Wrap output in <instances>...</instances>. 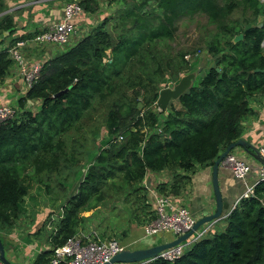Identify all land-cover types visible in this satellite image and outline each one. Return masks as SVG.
I'll return each mask as SVG.
<instances>
[{"label":"trees","instance_id":"trees-1","mask_svg":"<svg viewBox=\"0 0 264 264\" xmlns=\"http://www.w3.org/2000/svg\"><path fill=\"white\" fill-rule=\"evenodd\" d=\"M78 2L86 14H96L102 3L115 6V11L125 5L124 0ZM5 3L0 0V34L16 28L13 16L5 13ZM240 4L252 12V20L231 19ZM121 7L106 16L97 14L98 24L73 48L44 61L39 78L18 102L19 118L0 122V230H4L19 220L18 204L35 186L47 195H59L53 191V178L67 181L69 169L75 176L82 159L76 146L67 150L66 136L96 101L113 100L105 122L107 146L94 151L93 164L76 192L38 232L49 225L50 249L40 252L33 264H51L53 249L81 234L88 220L82 214L105 201L107 186L116 193L133 184L137 190L135 185L150 172L192 173L196 166L212 167L240 139L242 121L253 114L250 101L264 97L262 0H132L129 7ZM197 14L215 28L206 43L213 65L197 87L177 100L179 108L170 103V112L159 123L158 116L165 112L156 105L161 83L167 78L176 83L192 71L185 55H172L168 43L174 40L176 22ZM113 21L121 26L116 36L111 34ZM238 35L242 40L233 43ZM12 65L6 49L0 52V84ZM133 90L135 97L129 93ZM34 100L40 101V108L24 110L26 101ZM158 128L161 133H156ZM173 176L169 190L165 184L157 187L161 195H177L181 180L188 179ZM65 186L59 182L61 190ZM223 221L221 231L209 235L211 229L176 261L150 264H264V180H258L252 195L242 198Z\"/></svg>","mask_w":264,"mask_h":264},{"label":"crops","instance_id":"crops-1","mask_svg":"<svg viewBox=\"0 0 264 264\" xmlns=\"http://www.w3.org/2000/svg\"><path fill=\"white\" fill-rule=\"evenodd\" d=\"M65 3V0H38V2H33L32 4L25 6L23 5L25 10L12 14L16 25L12 34L15 36L19 35L22 39L29 41L24 49V57L27 65L38 61V58L40 57L44 58V61H47L56 56L50 53L51 51L49 49L51 48L44 46L38 47L31 41L30 36H27L26 38L25 36L28 28L32 25L40 27L42 25L51 26L61 21ZM103 4L105 3H102L101 5ZM21 8L22 6L18 9L20 10ZM25 16L28 19L26 21L23 20V18H26ZM87 16H89V18ZM99 21L100 19L97 17V14L84 15L80 22V27L87 29L85 36L98 24ZM212 65L213 59L211 58L206 65V72ZM202 69L203 68L199 66V68L196 69L197 71L192 69V71L188 73L195 74L191 82V87H196L195 85L197 83L199 85L202 78L205 76L206 72L202 77L198 76ZM167 80L169 79L167 78L161 83L160 90L166 88L172 89L176 84L173 83V85H167L165 84ZM27 91L28 90H26L24 83L19 76L17 68L11 67L4 81L0 84V103L16 107L19 110L18 102L21 98L25 97ZM174 102L177 103V101ZM249 105L253 110V114L246 116L242 121L243 130L240 139H243L255 150H258L262 143L264 133V97L258 96L253 98ZM39 108L40 101L36 100L26 101L24 106V110H31L33 112H36ZM168 108L163 114L158 116L159 123L165 121L170 112V109ZM19 111L22 112V110ZM231 154L235 155L238 159L244 160L251 167V173L244 181H239L234 177L230 170L222 166V163L219 165L218 184L223 200V220L238 202L244 198L243 196L248 189H253L259 180L258 171L261 165L256 159L249 156L241 147L234 149ZM173 175H179L181 177L186 176L188 179L181 180V183H179V186L181 187L177 195L169 194L166 196L171 197L174 202L185 205L196 221L215 212L216 203L212 188V167L204 168L196 166L192 173H185L182 171L172 172L169 170L160 173H147L144 180L140 184L135 185L137 193L145 199L147 207L135 209L137 210L136 215L133 214L128 204H126L124 209L127 215L128 213L134 215V219H131L129 232L125 235L127 241H129L131 245L129 246V249L149 248L173 241L174 238L167 234L149 241L147 245L141 244L143 227L155 218L153 199L155 196L161 195V193L158 192L157 187L160 184H165L167 190H169L170 186L174 183ZM34 188H36L35 190L37 191H35L36 195H32V192H30L19 202L18 208L20 218L16 224L9 229L0 230V240L4 248V258L9 264H33L40 252L50 249V245L47 241L50 232L49 225L45 230L41 231V234H38V232L42 229L47 218L51 214L55 217L61 213V208L65 203L64 201L76 192L75 191L70 195H47L42 187L35 186ZM43 201H45L47 205L45 208L43 207ZM128 218H130L129 215ZM224 224L225 222L219 226L220 229L221 227H224ZM212 225L213 224L210 226ZM215 232H217V230L214 229L209 235H212ZM101 238L103 237L101 236Z\"/></svg>","mask_w":264,"mask_h":264},{"label":"built area","instance_id":"built-area-1","mask_svg":"<svg viewBox=\"0 0 264 264\" xmlns=\"http://www.w3.org/2000/svg\"><path fill=\"white\" fill-rule=\"evenodd\" d=\"M96 14L101 15L102 10ZM84 15L88 14L84 13L78 0H71L64 5L61 21L51 26L32 25L28 28L26 35H31V41L35 45L55 49L61 54L73 48L78 40L83 38L80 37V22ZM20 37L9 31H3L0 34V52L6 49L8 57L13 62L12 67L17 68L26 90H29L39 78L43 62L35 61L30 65L26 64L24 49L29 41L20 39ZM185 59L188 60L189 57L185 56ZM20 114L21 112L16 107L0 103V122L16 120ZM156 133H161V130L158 128ZM257 153L264 160V133ZM221 163L239 181H244L251 173V167L233 154L227 155ZM258 172L259 180H264L263 164L260 165ZM252 193L253 189H248L243 197L247 198ZM153 200L155 218L143 227L141 241L146 238L157 239L167 234L176 240L190 232L196 224L197 221L188 208L174 202L171 197L157 195ZM213 223L201 226L187 240L160 252L155 258L134 264H150L156 260L169 263L176 261L188 248L210 232L212 229L210 225ZM128 246L115 240H94L79 234L69 239L64 246L53 249L51 264H105L116 254L127 250ZM0 264L4 263L0 260Z\"/></svg>","mask_w":264,"mask_h":264},{"label":"rangeland","instance_id":"rangeland-1","mask_svg":"<svg viewBox=\"0 0 264 264\" xmlns=\"http://www.w3.org/2000/svg\"><path fill=\"white\" fill-rule=\"evenodd\" d=\"M33 2H38V0H6L5 13L12 15L15 12L21 10L23 11L25 10V5L32 4ZM131 2L132 0H124L125 5H123L122 7L118 6L116 11L115 6L107 8V6L103 4L101 5L100 10H102V14L106 16L114 11L117 12L119 7L122 8L121 10H123L125 7H129L131 5ZM262 2L264 3V0H262ZM21 6L24 9L21 8L19 10L18 8H20ZM119 14H116V16H118ZM252 16V12L247 10L242 4H240L239 9L235 11V13L231 16V19L241 21L243 18H246L252 20ZM87 17L89 18V16ZM23 20L26 21L28 19L26 17L25 19L23 18ZM112 24H115V26L111 30V34L113 36H116L118 31H121V26H119L118 22L116 21H113ZM112 24L109 23L108 27H111ZM174 28L176 29L174 33V40L168 43L170 53L172 55L183 54L185 56H188V61L191 63L192 69L194 71L198 69L199 66L203 68L200 75H198L202 77V75H204L206 72V65L211 59L209 54L206 52V43L211 40V37L215 32L214 26H210L208 24L207 18L205 16L197 14L192 18L186 17L180 19L176 22ZM125 29H127V26L124 27V30ZM86 33L87 29L81 28L80 37H84ZM27 36L31 35H26L25 38ZM49 50L51 51L50 53L54 55L59 54L55 49ZM38 59V61H44V58L42 57ZM165 84L173 85L170 79L167 80ZM195 86L197 87L198 83ZM129 93L133 97H135L136 90L129 91ZM112 105V99L108 100L105 103H98L96 101L94 103L93 109L84 118L81 124H79V126L74 130L70 131L66 136L67 150L70 151L73 146H76L79 149L76 154H78L77 156L79 157V159L81 158L82 161L81 165L75 170H78L75 176H73L72 169L65 171V173L68 175L67 181H63L61 178H58V180L56 178H53L52 187L53 191H55L56 194L59 193V195H70L71 193H74L77 188L78 182L86 177L88 170L93 164L92 162L94 159V151H100L107 146L109 136L106 131L105 122L108 110ZM173 105L177 108L179 107L176 102H173ZM142 111L143 110H141L140 112ZM79 145L81 146V148L79 147ZM59 182L66 185L64 190H61L63 188L58 187ZM133 185L118 193H116L117 190L114 191L111 186H107L105 189V201L100 204L95 210H90L82 214L83 217L85 219L87 218L88 220L81 228V235L90 237L94 240H115L123 245L131 246L129 241H127V237L125 235L129 232L131 219H134V215L128 213L130 217L128 218V215L124 209L126 207V204H128L133 214L136 215L137 210L135 209H142L145 207V199L142 196H139L137 190H135ZM35 189L36 188H33V190L31 191L32 195H36L35 193L37 191ZM60 191L66 192L62 193ZM66 200L64 202H66ZM46 206L47 205L45 201H43V207L45 208ZM53 218H55L54 215ZM223 223L224 222L222 220L214 222L212 225V229H215L217 231L221 230L222 227L220 229L219 226ZM49 231L51 232L50 227ZM101 236L103 238H101ZM154 239L155 238L143 239L141 241V244L147 245L149 241H152Z\"/></svg>","mask_w":264,"mask_h":264},{"label":"water","instance_id":"water-1","mask_svg":"<svg viewBox=\"0 0 264 264\" xmlns=\"http://www.w3.org/2000/svg\"><path fill=\"white\" fill-rule=\"evenodd\" d=\"M262 26H263L262 24L259 25V27ZM242 38H243L242 35H238L234 37L233 43H237L241 41ZM216 71L219 72L220 70L217 68ZM194 76H195L194 73L183 75L182 77H180L178 82H176V84L172 89L166 88L160 90L158 93V99L156 101V105L158 106L159 111H165L169 107L171 102L177 101L189 88H191V82ZM237 147H241L249 156L253 157L260 164L264 165V160H262L258 156L257 150L251 147L246 141H244L243 139H238L236 142L231 143L225 149V151L222 152L219 155V157L214 161V164L212 166V188L216 203L215 212L213 214L199 219L190 232L179 237L176 240L164 244H159L149 248L123 250L122 252L113 256L112 259L105 264H134V263L145 262L149 259L155 258L160 252L172 248L180 244L181 242L187 240L201 226L221 220L223 213V200L218 184V167L221 164V162L224 160V158L227 155L231 154V152ZM0 260L4 264H9L4 258V248L1 240H0Z\"/></svg>","mask_w":264,"mask_h":264},{"label":"clouds","instance_id":"clouds-1","mask_svg":"<svg viewBox=\"0 0 264 264\" xmlns=\"http://www.w3.org/2000/svg\"><path fill=\"white\" fill-rule=\"evenodd\" d=\"M85 37V36H84ZM20 39H22V37H20ZM24 40V39H23ZM80 40H78V42H79ZM58 55V54H57ZM175 84V83H174Z\"/></svg>","mask_w":264,"mask_h":264}]
</instances>
